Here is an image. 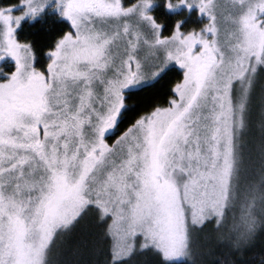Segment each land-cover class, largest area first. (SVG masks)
I'll use <instances>...</instances> for the list:
<instances>
[{"label":"snow or ice","instance_id":"1","mask_svg":"<svg viewBox=\"0 0 264 264\" xmlns=\"http://www.w3.org/2000/svg\"><path fill=\"white\" fill-rule=\"evenodd\" d=\"M50 4L0 5V264H264V0H169L207 22L167 32L154 0H55L41 70L16 30Z\"/></svg>","mask_w":264,"mask_h":264},{"label":"trees","instance_id":"2","mask_svg":"<svg viewBox=\"0 0 264 264\" xmlns=\"http://www.w3.org/2000/svg\"><path fill=\"white\" fill-rule=\"evenodd\" d=\"M127 1V0H126ZM153 14L158 20H162L164 24V31L167 32L175 24L178 19L183 20L182 27L186 30L199 29L206 20L203 17H199L197 11L191 13L190 18L186 19V11H167L164 0H154ZM129 2V1H127ZM19 0H0V5L17 4ZM70 22L61 16L52 14L47 10L42 16L37 17L35 20H26L21 23L17 30V36L22 40H31L35 45L36 60L35 65L37 68L45 69L50 57L47 55V48L52 46V42L55 38L63 32L70 30ZM15 62L6 59L0 61V81L6 79L5 73H11L14 71ZM264 71V69H262ZM183 70L176 66H170L164 74H162L157 80L150 81L146 90H142L139 93H133L128 96V104L130 106V112L135 114L136 112L146 110L153 104H166L169 96L171 95V85L176 78L181 77ZM264 78V77H262ZM118 134V132H117ZM112 139L111 136L108 137ZM201 244L202 240L199 241ZM145 257L144 254H137L132 258L128 264H150L151 258ZM182 264H188L187 261Z\"/></svg>","mask_w":264,"mask_h":264},{"label":"rangeland","instance_id":"3","mask_svg":"<svg viewBox=\"0 0 264 264\" xmlns=\"http://www.w3.org/2000/svg\"><path fill=\"white\" fill-rule=\"evenodd\" d=\"M127 1L130 2V0H127ZM127 1L125 0V4L129 3V2H127ZM154 2H155V1H154ZM54 3H55V0H52V4L49 5V7L45 10V12H46L47 10H49V11H51L52 14H56V15L60 16L59 13L56 11V9L53 7ZM16 5H17V7H15V8L12 9V11H13L14 14H18L19 12H21V11L23 10V6H22V5H19V3H17ZM166 9H167V8H166ZM180 10H185V11L187 12V13H186V15H187V16H186V19H189V18H190V15H191L192 12L197 11V13H198V10H197L195 7H193L191 10H188L186 7L181 6L179 9H177V10H175V11H180ZM167 11H172V10L167 9ZM45 12H44V13H45ZM198 15H199V13H198ZM199 17L201 18L202 16L199 15ZM36 18H37V17H36ZM36 18H35V19H36ZM203 18L206 20V17H203ZM35 19H30V18H28V17H25V18L21 21V23L24 22V21H26V20H31V21H33V20H35ZM206 22H207V21H206ZM20 25H21V24H20ZM19 27H20V26H19ZM19 27H18V28H19ZM18 28H17V30H18ZM17 30H16V32H17ZM163 31H164V24H163ZM197 50H198V48H197ZM6 59H9V60L14 61V59H13L12 57H10V56H5L3 59H0V61H2V60H6ZM14 62H15V61H14ZM34 66L36 67L35 62H34ZM170 66H176V67L180 68L178 65L175 64V62H173L172 64H170L168 67H170ZM180 69L183 70L182 68H180ZM42 70H44V69H42ZM106 138L108 139V137H106Z\"/></svg>","mask_w":264,"mask_h":264},{"label":"clouds","instance_id":"4","mask_svg":"<svg viewBox=\"0 0 264 264\" xmlns=\"http://www.w3.org/2000/svg\"><path fill=\"white\" fill-rule=\"evenodd\" d=\"M169 3V0H164V4H165V7L167 8V4ZM177 9H179V8H174V9H171L172 11H175V10H177ZM178 22H183V20L182 19H178L177 20ZM198 30V29H197Z\"/></svg>","mask_w":264,"mask_h":264},{"label":"flooded vegetation","instance_id":"5","mask_svg":"<svg viewBox=\"0 0 264 264\" xmlns=\"http://www.w3.org/2000/svg\"><path fill=\"white\" fill-rule=\"evenodd\" d=\"M12 61V60H11ZM14 62V61H13ZM42 70V69H41Z\"/></svg>","mask_w":264,"mask_h":264}]
</instances>
